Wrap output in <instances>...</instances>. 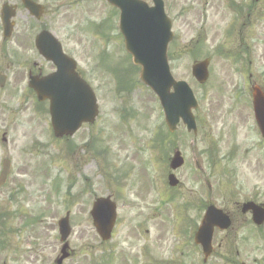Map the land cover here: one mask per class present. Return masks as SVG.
Wrapping results in <instances>:
<instances>
[{
    "label": "rangeland",
    "instance_id": "rangeland-1",
    "mask_svg": "<svg viewBox=\"0 0 264 264\" xmlns=\"http://www.w3.org/2000/svg\"><path fill=\"white\" fill-rule=\"evenodd\" d=\"M42 1L47 14L40 24L34 22L35 32L42 25L46 26L81 59L82 72L97 90L99 114L93 125L84 126L73 137L56 138L49 125L46 104L30 101L20 112V92L14 96L7 94L10 83L0 90V132L6 130L8 133L6 143L0 137V170L3 158L12 161L10 181L0 188V243L5 241L4 247L1 243L0 264H54L60 247L56 217L64 215L67 210L72 213L70 245L75 253L63 264H125L121 262V256L129 254L132 255V264H136V258L142 259L141 264H151L152 261L203 264L201 250L191 251L189 239L180 236L190 217L197 222L202 189L189 167L188 173L181 171L180 179L185 187L170 188L167 171L175 144L180 146L188 163V154L191 151L199 154L208 145L207 141L202 137L194 146H188L184 126L176 134L169 133L163 125L158 101L147 87L139 84L138 78L134 79V87L116 89L114 82L118 76L122 78L118 69L122 66L115 63L109 76L98 63L95 53L106 50L111 56V52H115L118 59L126 61L118 43L112 42L105 48L99 42L95 52L96 43L91 38L85 33L70 31V23L85 24L86 30V23L100 27L105 18L104 34L110 31L112 21L105 17L107 8L100 0H94L91 6L86 2L78 4L76 0L67 2L66 6H60L57 0ZM167 3L168 14L175 22L174 31L177 32L170 50L176 76L190 77L194 62L190 52H194L203 37L193 54L196 60L212 56L211 75L206 82H193L198 95L205 99L209 108L220 101H227L228 105L225 104L229 106L232 103L229 101L241 99L239 105L236 103V109L240 106L238 110L232 109L238 127L242 128L238 139L227 141L224 136L222 144L219 135L208 136L211 149H215L210 153L213 163L211 161L209 176L215 189L210 197L217 206L228 209H234L252 191L258 192L259 199H264V146L256 144L254 123L244 99L249 96L253 85L264 87V13H261L264 0H167ZM58 7H68L66 18L58 17ZM68 17L71 19L69 24L66 23ZM101 31L102 27L95 28L92 35ZM248 42L253 43L256 53L251 57L243 53ZM102 43L108 45L110 39L105 36ZM218 46L223 47L221 50L228 56L231 54L229 57L233 60L225 55H215ZM252 57L255 58L253 61ZM108 60L112 62V59ZM108 60H101L105 68L111 64ZM136 73L130 69L123 81L133 82ZM10 110L16 111L11 125L7 123ZM32 112L38 114L33 116ZM211 116L213 120L212 111ZM160 127L164 134L155 142ZM218 132L223 133L222 130ZM87 141L91 144L87 145ZM146 159L151 161L149 169L154 173L157 171L161 177L160 186L165 189V199L167 194L176 197L169 204L163 203L161 209L149 184ZM71 178L73 184L65 195ZM56 184L62 191L59 197L52 192ZM84 184L88 188L83 187ZM108 194L118 200L119 213L114 237L104 243L94 231L89 210L94 195ZM18 196L20 203L15 199ZM169 207L177 209V218L170 215ZM17 211L23 219L28 216L27 212H34L42 218L28 229L16 230L20 224V218L14 219ZM241 227L242 223L236 221L231 233L227 234L229 240L225 246L218 248L207 264H237L228 251L237 231L244 236L251 233L250 239L243 241L242 245L249 264H264V226L263 239L255 238L252 231Z\"/></svg>",
    "mask_w": 264,
    "mask_h": 264
},
{
    "label": "flooded vegetation",
    "instance_id": "flooded-vegetation-1",
    "mask_svg": "<svg viewBox=\"0 0 264 264\" xmlns=\"http://www.w3.org/2000/svg\"><path fill=\"white\" fill-rule=\"evenodd\" d=\"M3 4H6V7L10 8L11 11L14 12V17L10 19L11 25L7 27V30H11V34L4 38V27L2 23V15L0 12V74L6 76V80L3 86L0 85V90L6 88L7 84L10 83L11 87L9 88L11 96L19 94V106L22 112L24 108L31 102H38L37 94L34 89V84L40 83L41 79L47 77L52 72L55 71V66L50 59L45 57L39 50L37 46V36L44 29H49L46 26L42 25L37 32H35L34 22H38L39 24L43 21L44 17L47 14L45 3L42 0L37 2L41 3L45 7L42 8V13H38V15H33L22 3L21 0H0ZM108 17L111 18L112 26L110 31L104 36L99 37V35H92L94 30H84V27L79 26V24L75 25L70 23V19L67 18L66 23H70V31L76 32L77 34L85 33L86 36L91 38L92 41L96 43V47L94 51L98 49L99 42L104 46H109L103 44L104 37H108L110 42H113V34L118 37H121L122 34L119 31L117 16L119 10L110 5L109 6ZM254 6L251 7V10ZM58 14L61 19L66 18L68 16L67 10L65 8H60ZM111 14V15H110ZM78 29V30H76ZM87 31V32H86ZM99 40V41H98ZM63 43V42H62ZM63 50L66 54L72 57L75 56L71 53L67 47L66 43H63ZM78 59V64L76 66V71L78 74L84 78L86 81L90 83L91 86L93 84L90 82L87 76L82 72L81 69V59L75 56ZM21 88V89H20ZM229 101V100H228ZM43 102H48L45 100ZM42 102V103H43ZM231 105H228L226 101L225 104L223 101L215 106H211L209 110V114L211 116V111L213 112V120L211 116V126L213 133L217 136L219 135L220 142L222 143L223 137L226 136L227 141L231 139H238V134L241 132V127H238L236 123V116L232 109L236 112L238 110L235 107L240 104V98H235ZM237 103V105H236ZM220 111H219V107ZM249 108V106H248ZM18 107H16V110ZM19 113V111H17ZM37 112H32L33 116H36ZM218 114V116L216 115ZM251 116V114H249ZM249 116V117H250ZM199 122V119H198ZM218 130H222L223 133L219 134ZM240 131V132H239ZM209 132H211V128L207 127L205 124H202L200 128L198 127V131L196 134L188 133L190 135L191 141L190 146H194L196 141L205 138L207 141V146L204 147L199 154L195 152L190 153V165L192 167L189 170L193 171L194 176L200 180V187H204V183L208 187L207 194L202 190L200 206L197 209L198 213L204 211L210 205V199L208 196V192L211 189L210 182L208 181L207 176H209L211 158H210V150L211 145L208 141ZM212 134V133H211ZM223 144V143H222ZM198 167L197 169L195 167ZM19 190L21 189L19 186L17 187ZM192 194H196L191 189H189ZM50 201V199H49ZM238 204V203H237ZM236 204V205H237ZM240 214L239 208H236L235 211L230 212V215L233 220L237 218V215ZM247 214V213H246ZM245 216V214H244Z\"/></svg>",
    "mask_w": 264,
    "mask_h": 264
},
{
    "label": "water",
    "instance_id": "water-1",
    "mask_svg": "<svg viewBox=\"0 0 264 264\" xmlns=\"http://www.w3.org/2000/svg\"><path fill=\"white\" fill-rule=\"evenodd\" d=\"M131 3H135L134 0L130 1V4H120V7L123 10L122 18L125 17L127 21L132 22L134 20V15L131 11ZM156 5H158L154 9H147L145 6L141 7V37L146 39V41L152 40V44L140 42L141 46L144 47H152V52L141 50L140 47L134 45V35H128L129 40L128 44L130 46V50L135 56L136 63H140L143 67L142 69V79L151 85L154 89L159 90L162 86L161 92L163 93V105L166 113V118L168 125L171 130L175 129V125L180 117H183L185 122L189 123V127L194 126L193 118L191 115V107L192 101L189 100L188 95L183 92L181 87H177L178 90L174 95H168L166 92L169 83L173 82L171 79L170 82L167 81L169 76L168 71L163 69V83L161 84L160 78V61L161 55L164 57L165 52L162 54L164 50V44L168 41V21L162 14V19L160 17V4H158L156 0ZM159 8V12H158ZM167 23V25H166ZM144 24L146 28L144 29ZM151 24H154V27H151ZM155 24L157 25L155 27ZM127 23L123 24V28ZM125 29V28H124ZM127 32V31H126ZM128 33V32H127ZM134 36V37H133ZM165 58V57H164ZM162 66L165 67V62ZM64 69V67H63ZM61 71V70H60ZM63 71V70H62ZM66 72H69L65 69ZM194 74L200 80H204L206 78V62H201L194 66ZM76 78V77H74ZM78 82H74L72 84L68 83V86L73 89L71 94L67 95V99H65L64 92L61 91V85L56 84L58 88H53L48 95L52 97L51 103V113H52V122L56 135H63L64 133L72 134L76 131V129L80 126L83 121H92L94 117L97 115L98 109L96 105L95 97L92 93L90 87L82 80L78 79ZM176 85V84H175ZM170 87V86H169ZM60 88V89H59ZM256 98L258 103H262V98L260 97V93L257 92ZM182 158L176 153L175 157L171 162L172 168H176L182 164ZM7 162H4V170L2 173V177H5L7 173ZM176 181L170 176V184L174 185ZM105 202H99L98 206L95 205V209L93 210V216L95 219V224L98 227V230L103 238H107L109 236L112 223L115 219V212L113 211L112 204L108 200H104ZM99 207V209H97ZM221 212L213 207L210 208V211L207 214L205 228H204V236H200V241L205 243L207 247L206 253H209V243L208 237L210 234V230L213 224L221 222L224 223L225 226L229 224L228 219L220 214ZM260 217V215L255 213V216ZM220 221V223L218 222ZM64 227V236L68 234V226L67 221L63 224ZM202 233V234H203Z\"/></svg>",
    "mask_w": 264,
    "mask_h": 264
}]
</instances>
